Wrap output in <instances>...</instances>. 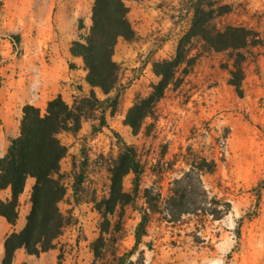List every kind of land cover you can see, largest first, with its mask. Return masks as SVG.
I'll use <instances>...</instances> for the list:
<instances>
[{
  "label": "rangeland",
  "instance_id": "rangeland-1",
  "mask_svg": "<svg viewBox=\"0 0 264 264\" xmlns=\"http://www.w3.org/2000/svg\"><path fill=\"white\" fill-rule=\"evenodd\" d=\"M196 1L182 0L170 23L160 22L145 32L138 28L132 41L120 39L122 42L118 41L114 54L121 67L118 86L108 95L95 91L99 99L117 97L115 112L108 106L105 125L101 126L102 107L86 110L88 117L82 129L77 133H61L60 139L68 147L61 161L67 193L59 206L72 220L55 241L60 247L55 264H116L117 258L134 246L135 228L142 209L147 207L146 188H153L154 195L160 194V203L151 212L147 234L131 257L133 261L142 252L138 264H264V74L250 68L258 55H264V13L253 10L252 3L264 0H207L215 3L214 7H229L215 19L218 27L243 25L257 31L262 41L243 50L246 61L242 93L229 83L234 62L230 53L208 51L199 57L178 87L171 86L166 91L155 115L145 120L137 134L124 123L136 98L146 96L152 83L158 80L153 62L175 54L180 38L190 28ZM93 2L0 0V68L4 65L20 68L28 39L36 36V28L29 25V3H84L90 7ZM86 7L77 18V25L82 18L88 29L91 17L87 20ZM131 7L132 3L130 10ZM158 8L162 9L161 3ZM14 35H19L20 40H15ZM5 80L0 71V89ZM2 124L0 118V128ZM125 145L136 149L144 166L140 191L133 202L123 207L121 217V207L109 215L110 230L104 234L101 257L95 259L92 245L103 225L95 202L109 195L110 167ZM84 155L85 177L80 200L75 201L73 184ZM202 158L215 164L213 172L203 173L204 186L226 212L220 219L201 210L169 221L164 201L170 195L174 179ZM133 177L131 172L123 180L127 192L133 190ZM25 195L29 196L28 191Z\"/></svg>",
  "mask_w": 264,
  "mask_h": 264
},
{
  "label": "trees",
  "instance_id": "trees-1",
  "mask_svg": "<svg viewBox=\"0 0 264 264\" xmlns=\"http://www.w3.org/2000/svg\"><path fill=\"white\" fill-rule=\"evenodd\" d=\"M214 4L207 0H197L193 5L190 28L180 38L175 54L153 62V72L158 80L152 83L146 96L136 98L124 119V123L131 127L134 134L142 129L148 117L155 115L156 106L166 91L171 86L178 87L205 52L230 53L234 62L229 83L242 93L243 63L246 61L243 50L262 41L257 31L243 25L228 24L218 27L215 19L229 7H214ZM129 11L126 0H94L90 27L86 29L84 20L78 19L77 38L71 42L70 50L73 55L83 58L87 70L86 81L92 87L89 96L70 105L58 95L48 102L44 113L33 105L24 106L20 132L11 138L7 152L0 157V188L9 187L11 191L9 200H0V214L10 223H16L19 198L25 191L29 177L34 178L30 195L31 208L24 228L13 231L6 238L2 264H14L15 252L22 247L28 254L35 255L56 247L55 241L71 223V217L66 216L59 206L67 193L62 180L61 161L66 156L68 147L58 135L62 132L77 133L82 127V120L88 117L86 110L93 111L102 107L101 126L105 125L104 113L107 107L111 108L112 113L115 112L117 97L99 99L95 88H100L103 94L108 95L118 86L121 67L114 58L116 45L120 39L132 41L137 37L128 17ZM13 38L20 40L19 35H14ZM86 165L87 157L84 155L81 170L73 184L75 201L80 200ZM214 170V162L202 158L174 179L170 195L164 201L169 221H178L184 215L201 210L209 211L215 219L224 215L226 210L220 209L218 199L210 197L202 180L203 173ZM110 172L109 195L95 202L96 209L103 217L101 234L92 245L95 259L101 257L105 244L104 234L110 230L109 215H114L117 208L121 207V217L123 207L133 202L139 194L144 166L138 159L136 149L131 145L122 147ZM131 172L134 174L133 190L127 192L123 188V180ZM144 197L147 207L142 209L141 219L135 228L134 246L118 257L116 264H138L142 259V252H139L137 261H133L131 257L147 234L151 212L159 208L160 194L154 195L153 188H146Z\"/></svg>",
  "mask_w": 264,
  "mask_h": 264
},
{
  "label": "crops",
  "instance_id": "crops-1",
  "mask_svg": "<svg viewBox=\"0 0 264 264\" xmlns=\"http://www.w3.org/2000/svg\"><path fill=\"white\" fill-rule=\"evenodd\" d=\"M181 2L182 0L127 1L129 7L132 3L128 17L135 30L139 28L140 32H145L160 22L170 23L172 13L179 8ZM160 3L163 10L158 8ZM89 6L86 7L84 3H29V25L36 28V36L33 40L28 39V49L20 68H10L9 65L0 68L1 74L6 78L5 85L0 89V118L3 122L0 128V157L7 152L10 137H15L20 132L25 105L38 107L44 113L48 102L58 95L70 105L89 96L92 87L86 81L87 70L83 58L73 55L70 50L71 42L77 38V18L85 11V7L88 12L87 20H90L92 3ZM252 6L253 10L264 13V3H252ZM39 8L45 10L38 11ZM250 68L259 69L264 74V55H258ZM96 90L100 88L96 87ZM84 120L85 118L82 125ZM58 136L60 138L61 133ZM33 184L34 178L29 177L25 191L19 198V215L15 224L0 214V264L5 255L6 238L26 225ZM26 191L29 196L25 195ZM10 198V188H0V200L7 201ZM59 254V246L39 255L28 254L22 247L15 252L14 264H55Z\"/></svg>",
  "mask_w": 264,
  "mask_h": 264
}]
</instances>
